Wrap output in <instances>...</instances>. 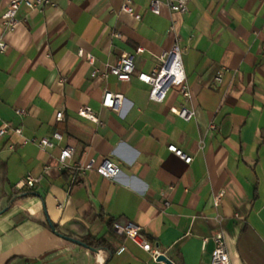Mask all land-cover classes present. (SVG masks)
<instances>
[{
  "label": "crops",
  "instance_id": "0c3cea01",
  "mask_svg": "<svg viewBox=\"0 0 264 264\" xmlns=\"http://www.w3.org/2000/svg\"><path fill=\"white\" fill-rule=\"evenodd\" d=\"M52 1L56 6H21L19 24L3 32L9 0H0L7 43L0 52V126L20 127L26 137L62 134L48 149L14 133L0 136V264H105L107 249L69 241L50 223L58 233L105 239L113 251L106 264H166L112 221L138 224L174 264H209L214 231L224 235L230 264H264V0H188L186 12L162 6L160 14L149 10V0H131L140 20L122 11L124 0ZM171 23L192 95L188 106L196 111L189 120L171 112L174 91L152 101L149 85L136 77L159 66L173 43ZM138 47L129 81L91 75ZM106 89L123 95L119 112L102 106ZM83 106L103 124L79 116ZM59 110L63 118L56 120ZM169 143L192 161L168 151ZM66 144L75 147L71 163L106 158L119 173L111 179L93 171L82 179L75 169H59ZM27 173L39 180L20 190L29 194H14Z\"/></svg>",
  "mask_w": 264,
  "mask_h": 264
},
{
  "label": "built area",
  "instance_id": "2783aa9c",
  "mask_svg": "<svg viewBox=\"0 0 264 264\" xmlns=\"http://www.w3.org/2000/svg\"><path fill=\"white\" fill-rule=\"evenodd\" d=\"M188 0H149V10L153 14H160L161 7L166 6L171 11H177L184 13L187 11ZM21 6H25L29 9H42L45 6H56L52 0H9L8 7L6 11L1 16V24L3 27V32H11L19 24L18 10ZM122 11H125L134 16L136 20L141 19L139 13L134 12V7L131 0H124L121 5ZM168 32L173 34V43L170 48L163 51L159 56V66L152 69L150 72L139 71L136 73V77L149 85L148 97L152 101L162 102L166 98L170 91H174L178 96V105L172 106L170 108L178 117L189 120L195 116L196 111L188 106L191 101L192 95L190 92L189 84L187 82V76L183 67L182 53L180 47V40L178 35L175 33L174 24H170L168 27ZM117 36H120L118 33ZM7 49V43L5 42L3 35H0V52H4ZM143 48L138 47L136 51L123 53L119 59L114 64H107L103 69L99 67H94L92 70V76H100L102 78H107L109 75H113L119 81H129L132 74L134 73V57L135 53L142 52ZM79 55H83L80 50ZM87 61L89 64H94V57L91 54L87 55ZM221 71L216 75V80H221ZM124 97L121 93H114L106 89L103 93L101 104L104 107L110 108L114 111L119 112L122 107ZM16 112L19 115H23L25 111L17 107ZM78 115L86 118L94 123L103 124L98 118L95 112L89 106H83L78 110ZM56 120H61L63 118V111L59 110L55 114ZM215 125L210 124L209 129H214ZM6 133H14L20 137V141L23 144L35 143L41 149L53 148L57 142L62 140V134L59 131H55L52 136H43L40 138L36 137H26L22 133L20 127H12L8 123L4 122L0 126V136ZM198 147L203 148V140L198 141ZM14 145L10 144L9 149H13ZM168 151L172 152L179 158H181L185 163H190L192 161V156L184 152L174 143H169L167 145ZM75 154V147L69 144L60 146L59 153L57 156L58 168L75 169L82 179L88 172H97L98 174L107 177L115 178L119 173V167L116 163L109 159H101L98 161L95 157H88L85 161L81 163H71L73 156ZM47 168V167H45ZM39 180L31 173H27L23 179L18 181L14 185L16 191L23 190L25 188L32 189L36 182ZM223 197V193L216 195L214 203L218 204L220 199ZM167 206L169 201L166 199L164 202ZM114 226L130 241L137 244L145 251H150L154 259L157 258L161 253L158 249H153L150 242L143 234L141 227L132 222L127 221L123 224L115 223ZM211 239L214 242V249L211 253V258L209 264H230L229 256L226 249V242L224 235L221 231H214L211 234Z\"/></svg>",
  "mask_w": 264,
  "mask_h": 264
},
{
  "label": "trees",
  "instance_id": "16d2710c",
  "mask_svg": "<svg viewBox=\"0 0 264 264\" xmlns=\"http://www.w3.org/2000/svg\"><path fill=\"white\" fill-rule=\"evenodd\" d=\"M16 195H25V194H29V192H26L24 193L25 191H15ZM10 199H12V196L10 197ZM109 225L111 226V228H114V224H113V221L109 223ZM59 230V229H58ZM60 234H63V235H66V236H70V237H73V238H76V239H79L81 240L83 243H85L88 247L89 250L93 251L91 248H96V249H107L109 255L107 256L106 260H105V264L107 263L109 257L112 255L113 251L107 247L105 245V239H102V238H96V237H93L92 235L90 234H83V235H75V234H72V233H66V232H63L61 230H59Z\"/></svg>",
  "mask_w": 264,
  "mask_h": 264
},
{
  "label": "water",
  "instance_id": "95a60500",
  "mask_svg": "<svg viewBox=\"0 0 264 264\" xmlns=\"http://www.w3.org/2000/svg\"><path fill=\"white\" fill-rule=\"evenodd\" d=\"M50 227H51V229H52L53 232L59 234L61 237L65 238V239H67V240H69V241H72V242H74V243H76V244H78V245H81V246H83V247H88L85 243H83V242H82L81 240H79V239H76V238H73V237L66 236V235H63V234L58 233V232L56 231L55 227H54L51 223H50ZM91 249H92L93 251H97V250H98V249H96V248H91ZM156 260H157V261H163V262H165L166 264H174L173 261H172L169 257H167L165 254H163V253H161L160 255H158L157 258H156Z\"/></svg>",
  "mask_w": 264,
  "mask_h": 264
}]
</instances>
